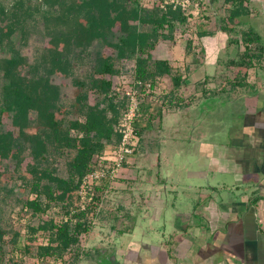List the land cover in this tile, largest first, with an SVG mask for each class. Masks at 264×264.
Segmentation results:
<instances>
[{
    "label": "rangeland",
    "instance_id": "obj_1",
    "mask_svg": "<svg viewBox=\"0 0 264 264\" xmlns=\"http://www.w3.org/2000/svg\"><path fill=\"white\" fill-rule=\"evenodd\" d=\"M200 2V11L198 15L192 17L191 20L187 19L184 25L178 24L174 32V40L169 42V44H183L182 48L178 47L177 51L182 53V49L188 51H193L194 53L201 52V32L206 31L214 34H222L223 39H225L226 34L228 36V50L226 55L223 53L220 58V64L224 67L222 72L218 74V80L221 86L228 85L229 80L238 78V80H246L248 77L246 75L247 67L242 65L240 62L246 61L247 59L242 58V54L246 47H249L251 52H258L257 47L259 42L255 41L252 43H247L243 38V33L253 29L257 31L262 37L264 34V0H245L246 5L250 9V14L245 15L237 19L234 23L228 20L230 9L234 7V0H196ZM45 0H0V24L4 28L5 42L2 47H0V77H4V71L7 67V59L10 55L16 54L21 57L22 65L20 66L22 72L27 73L30 66L33 64H39L43 60V56L48 53V50L56 48L59 50H66L65 44L61 42L58 38H55L53 32L64 22L63 17H59L56 23V16L59 11L56 6H47ZM148 5H152L150 2ZM148 8V7H147ZM2 9L4 12L2 13ZM45 16H48L50 20H47ZM85 21H82L80 25L81 32L85 30ZM233 29V30H231ZM225 35V36H224ZM86 37V36H85ZM162 39V38H160ZM222 39V40H223ZM232 39V40H231ZM237 40L236 42L233 40ZM69 45L73 46L72 39L68 40ZM261 43L264 41L261 39ZM164 47H156L155 49H161ZM162 49V50H163ZM235 49L236 52L233 53L231 50ZM71 51L72 54V66L73 74L67 75L65 69L62 67H57L53 69L52 81L60 86L62 97H61V108L56 112L54 119L52 120L53 126L60 124L62 118L67 116L68 120H80L84 121V116L79 111L78 103L76 100L77 95L81 91L80 87L74 83V78L79 80H87L89 75L92 73L93 65L97 57L98 52L104 56L115 57V51L96 40L90 43L88 47L83 49L82 46H73ZM257 59V58H256ZM254 58L252 66H256L255 63L261 64ZM233 60L235 62H233ZM115 67L117 72L113 76H108L112 80L113 88L112 92H118L119 89L124 93L129 88L125 80L131 82L134 78V59H116ZM241 76V77H239ZM107 77V76H106ZM97 78L100 76L96 75ZM168 78V77H167ZM216 78V77H215ZM151 81V80H150ZM163 84H158L157 82H152L155 90H157L156 85L161 88L158 92L167 90L170 85L169 79L160 80ZM90 101L94 102L96 98V93L93 90H89ZM154 94V93H153ZM156 94V93H155ZM122 95V94H121ZM218 99H209L202 102L200 106V112L204 113L206 130H209L207 134H212L214 131L222 129L225 131L228 122L229 108L225 100L220 102ZM1 104V101H0ZM142 106V104H141ZM68 112V114H67ZM144 108L141 109V114H146ZM187 116V113H186ZM193 112L188 113V117L195 119ZM146 117L148 115L146 114ZM142 115L136 123L137 131L142 129L145 125L147 118L142 121ZM155 119V117H154ZM201 123V122H200ZM2 124L6 130H10L15 135L27 136L29 133L34 132L35 129H20L16 128L11 121V115L8 111H5L2 117ZM182 126V125H181ZM181 134H185L188 126L183 124ZM154 129L148 130V133ZM189 130V129H188ZM190 130H193L192 127ZM73 133V132H72ZM143 133V132H142ZM140 135V142L137 147V151L133 153L122 165V168L117 172L115 177H105L99 183L94 184L91 189L85 188L87 191V196L82 199L81 194H79L78 189L68 196L70 198V207L64 208L69 202H58L54 200H49L48 197H43V201L47 205V209L44 212L34 213L33 210L25 206V201L27 197L33 199L36 197V193L30 190L29 182L34 178V174L31 172V166L33 165V157L30 153L29 148L24 150L22 153L13 152L9 158H0V205L2 209V222L8 233L5 236L6 253L0 256V264H107L108 260H103L102 256L107 257L112 253L111 249H105L101 247V241H98L99 237L93 238L92 234L94 230H99V227L107 228L108 231L100 232L98 236L102 235L106 239L112 237L111 232L116 229H126L130 224L132 225V219L129 216H119L114 217L119 211L121 214L123 210L127 207L135 208L142 203L139 196V184L141 178L149 180L150 175L158 174L159 168L145 169L146 172L142 177V172L139 171L137 165L142 161L139 159L138 153L143 151L144 162L147 165L158 163L157 158L161 155V160L166 161V155L174 157L175 154H170L171 148L183 149V156L176 154L174 157L176 169L172 170L173 177L178 183L179 193L176 195H166L165 189L163 188V211L162 219L160 221H151L149 216L152 214V208L147 206L144 212L139 211L135 208L136 215L133 219H137L136 226V236L148 238L147 232H152L156 234V238H161L160 231H162V225L166 224V231L171 232L176 227L174 226L176 220H178V215L183 214V212L193 211L189 208L198 205V199L200 196H192L187 186L189 181L187 180L186 173L181 170V166L186 164L187 158H185L186 153L191 151V147L188 142L189 139L184 136L176 139L173 143L166 138H161L160 136H154L146 138V142ZM151 133V134H152ZM218 138L222 140H227V136L224 134L219 135ZM116 142V141H114ZM106 145H112V143H107ZM143 145V148H142ZM106 148V146H105ZM104 148V149H105ZM103 149V151H104ZM148 150L147 155L146 152ZM138 152V153H137ZM176 153V152H175ZM97 154L94 153L93 160L96 159ZM73 156V152L65 153L57 158L55 163L59 174L67 177V163ZM182 156V157H181ZM131 157V158H130ZM194 161H192L193 163ZM92 164L94 161L91 162ZM195 164V162H194ZM128 165L131 169L129 175L124 172V167ZM158 166V165H157ZM166 165L163 166L161 174L166 177ZM214 175L209 176V179ZM137 177L138 181L135 179ZM219 178L227 179L228 177L219 174ZM127 184L126 189H121L118 187L116 182H123ZM156 182L157 179L155 178ZM209 181V180H208ZM208 181L205 183L208 187ZM166 183V179L164 181ZM137 183V185H136ZM148 183V182H147ZM145 184V183H144ZM149 186V184H146ZM146 186H141L144 189ZM13 189L14 191H7V189ZM169 192V191H168ZM138 193V194H137ZM147 196L151 195L148 191ZM92 197V199H90ZM96 197L100 198L96 204ZM225 196H219V198ZM228 197V196H227ZM145 198V197H144ZM209 197L207 196L208 202ZM85 206V208H83ZM79 209H85L87 214L86 218L90 224V231L86 234L81 235L80 249L77 250V246L69 250L64 257H47L40 258L36 255L37 246L40 244H45L50 234L48 231L37 230L38 225L43 220H53L55 223L66 222L75 211ZM99 228V229H98ZM14 233H18V243L13 245L11 238ZM155 236V235H154ZM114 241L119 245V241L115 238ZM79 252L78 256L76 252ZM110 264V263H109Z\"/></svg>",
    "mask_w": 264,
    "mask_h": 264
},
{
    "label": "crops",
    "instance_id": "obj_2",
    "mask_svg": "<svg viewBox=\"0 0 264 264\" xmlns=\"http://www.w3.org/2000/svg\"><path fill=\"white\" fill-rule=\"evenodd\" d=\"M222 39V34L207 32L201 36V52L184 48L179 53L177 48H182L183 44L171 46L169 42L174 39L162 38L156 47L164 49L151 51L153 59L169 63L172 73L156 78L159 85L163 84L160 80L169 79L167 90L160 93L161 88L156 85L154 94L143 99L141 109L147 111L148 117L142 114L141 120H147L142 126L141 138L146 142V138L155 134L173 143L182 136L189 139L193 148L186 153L187 161L181 170L189 181V193L200 198L197 206H189L192 212L178 215L176 228L171 232L166 231V224L162 225L161 238H156L152 232H147V239L136 236L137 219L133 217L142 214L145 208L147 214L149 206L152 208L150 220L160 221L163 188L166 195L179 193L172 170L176 169L175 155L184 154L183 149L171 148L170 154H175L174 157L166 155L167 160H161V152L158 163L147 165L143 163V151L137 152L143 161L136 167L142 177L147 168H159L158 174L150 175L148 181L141 178L138 188L142 203L135 208L139 207L142 213L136 214L135 208L126 207L122 214L116 211L113 215L129 216L132 225L118 231L114 229L109 239L98 234L112 227L94 230L92 237H99L101 247L112 250L107 257L102 256L109 261L107 264H264V54L256 59L261 64L255 63L256 66L247 69L246 80L235 78L219 87L218 74L224 69L220 58L231 49L227 34ZM178 77L182 82L176 87L174 78ZM218 98L220 102L225 100L230 109L229 123L224 132L219 129L207 134L209 130H206L200 106L205 100ZM189 112H193L195 119L188 117ZM184 123L188 128L181 134L180 127ZM150 129L154 130L148 133ZM218 134H224L227 140L221 141ZM165 165L164 178L161 171ZM133 170L128 165L124 167L127 175ZM219 174L228 178L221 179ZM135 179L138 181L137 177ZM115 184L124 190L127 187L125 181ZM143 185L146 187L141 189ZM148 191L155 196H147Z\"/></svg>",
    "mask_w": 264,
    "mask_h": 264
},
{
    "label": "trees",
    "instance_id": "obj_3",
    "mask_svg": "<svg viewBox=\"0 0 264 264\" xmlns=\"http://www.w3.org/2000/svg\"><path fill=\"white\" fill-rule=\"evenodd\" d=\"M45 1L47 6H56L59 11L56 25L59 17L64 19L53 35L65 44L66 50H48L42 62L31 65L27 73L20 68L21 57L12 54L7 59L4 77H0V158H9L13 152L22 153L29 148L34 160L31 166L34 178L28 185L36 197H27L25 206L36 214L47 209L42 196L49 200L69 202L64 206L68 209L71 201L68 196L79 188L83 178L92 170L94 153L103 152L107 143L120 141L121 135L115 131V123L123 115L127 100L120 93L112 92L113 83L108 76L117 72L115 58L134 59V77L154 83L158 76L171 74L172 68L165 60L153 59L151 51L155 50L160 38L173 40L177 25L187 22V17L180 9L171 6L166 11L158 7L147 8L142 6L141 0ZM234 3L228 16L231 23L250 14L245 0H234ZM1 11L3 13L4 9ZM45 18L50 20L48 16ZM82 21L86 25L84 32L80 29ZM3 33L4 28L0 24V47L5 42ZM206 33L202 31L201 36ZM69 38L73 46H82L83 49L96 40L111 47L115 57L104 56L99 51L88 79L74 78V83L81 89L76 100L84 121L68 120L64 116L59 125L53 126L52 120L61 108L62 97L60 86L52 81L53 69L62 67L67 75L73 74V46L69 45ZM243 38L248 44L255 41L260 44L258 52L253 53L246 47L241 56L247 60L240 63L249 69L254 58L263 56L264 44L261 43L260 34L253 29L245 31ZM96 75L100 76L97 80ZM175 79L174 84L178 87L182 82L181 77ZM89 90L95 91L97 95L94 102L90 101ZM5 111L10 113L16 128L35 131L22 136L6 130L2 124ZM72 130L83 135H74ZM137 132L142 133V129ZM71 152L73 156L67 163L68 176L64 177L59 174L55 163L60 155ZM7 191L14 190L8 188ZM96 200L95 204L100 198L96 197ZM86 214L85 209H79L66 222L43 220L37 230L48 231L50 237L48 243L37 246L36 255L40 258H62L75 246L79 251L81 235L90 231ZM7 233L0 205V256L6 253ZM18 237L19 234L14 233L11 238L13 245L18 243Z\"/></svg>",
    "mask_w": 264,
    "mask_h": 264
},
{
    "label": "built area",
    "instance_id": "obj_4",
    "mask_svg": "<svg viewBox=\"0 0 264 264\" xmlns=\"http://www.w3.org/2000/svg\"><path fill=\"white\" fill-rule=\"evenodd\" d=\"M148 2L152 5H148ZM141 4L148 8L158 7L163 11H166L170 6L173 9H180L188 20L198 15L200 11V2L196 0H141ZM124 83H127L129 89L124 93L119 89L117 90L127 100L123 115L115 123V131L121 135L120 141L106 145L102 154H97L96 159L92 160L94 163L97 162V165L92 164V170L83 178L78 188L82 199L87 196L85 188L91 189L94 184L99 183L105 177L117 176V172L122 168L124 162L137 151L140 135L137 132L136 123L142 115V100L145 96L153 94L155 88L151 81H144L135 77L131 82L125 80ZM72 132L74 135H83L76 130H72Z\"/></svg>",
    "mask_w": 264,
    "mask_h": 264
}]
</instances>
